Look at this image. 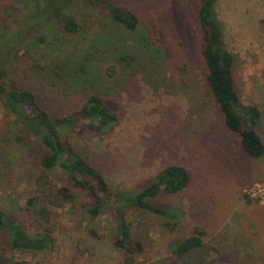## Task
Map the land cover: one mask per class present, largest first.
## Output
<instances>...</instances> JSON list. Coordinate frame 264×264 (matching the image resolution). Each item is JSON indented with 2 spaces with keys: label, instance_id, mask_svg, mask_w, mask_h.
Masks as SVG:
<instances>
[{
  "label": "rangeland",
  "instance_id": "obj_1",
  "mask_svg": "<svg viewBox=\"0 0 264 264\" xmlns=\"http://www.w3.org/2000/svg\"><path fill=\"white\" fill-rule=\"evenodd\" d=\"M108 1L137 16L135 31L90 0L71 4L80 28L74 34L54 16H37L44 7L57 13L63 0H0V60L9 64L13 89L35 93L53 117L100 96L120 119L106 134L77 127L65 136L109 183L110 204L92 217L91 197L73 188L61 168L51 173L50 186L39 185L41 142L0 98V207L30 234L49 227L56 239L51 250L23 252L10 249L0 232V264H125L113 243L114 196L140 192L171 165L189 170V186L152 202L177 213L173 230L151 213L124 211L143 244L134 264H186L175 249L196 229L205 233L203 246L188 254L187 264H264V204L246 195L264 181V155L245 153L209 91L202 0ZM215 6L224 46L235 56L242 103L261 107L256 131L264 143V0H217Z\"/></svg>",
  "mask_w": 264,
  "mask_h": 264
},
{
  "label": "trees",
  "instance_id": "obj_2",
  "mask_svg": "<svg viewBox=\"0 0 264 264\" xmlns=\"http://www.w3.org/2000/svg\"><path fill=\"white\" fill-rule=\"evenodd\" d=\"M76 0H63L55 11L44 7L37 16H54L62 20V28L68 33H77L79 24L71 15V4ZM101 3L114 20L129 31H135L139 19L131 11L112 4L108 0H90ZM217 0H202L199 11V25L203 33L204 48L202 57L208 69L206 83L224 116L225 126L240 138L242 149L251 158L259 159L264 155V143L256 131L262 112L257 105L243 104L235 83V56L224 46V30L216 11ZM47 12H45V11ZM49 16V17H50ZM20 56L16 54L15 57ZM9 63V60H8ZM9 64L0 60V98L4 105L22 122L32 135L36 136L45 151L41 159L39 185L50 186L53 171L61 168L73 188L85 192L91 197L92 204L88 214L99 216L109 205L110 186L100 170L79 155L65 140L66 134L94 131L106 134L113 131L119 123L118 114L100 96H91L73 113L53 117L38 101L30 90H15L9 84ZM191 181L187 168L171 165L160 171L153 182L140 192H123L114 196L116 236L114 246L121 251L125 264H134L137 256L143 252V244L134 238L130 224L125 216V209L138 208L161 218L167 227L174 229L178 221L177 213L153 204L161 193L177 194L186 189ZM59 193L69 197V188H61ZM32 202V201H30ZM32 204V203H31ZM42 216V215H41ZM47 223L49 218L43 214ZM0 232L8 237L10 249L23 252H44L55 247L56 239L52 229L43 227L37 234H30L23 221L4 211L0 207ZM205 233L196 229L194 235L183 240L175 249L179 259L187 264L188 254L203 246Z\"/></svg>",
  "mask_w": 264,
  "mask_h": 264
},
{
  "label": "built area",
  "instance_id": "obj_3",
  "mask_svg": "<svg viewBox=\"0 0 264 264\" xmlns=\"http://www.w3.org/2000/svg\"><path fill=\"white\" fill-rule=\"evenodd\" d=\"M246 195L253 201L264 204V181L256 182L246 190Z\"/></svg>",
  "mask_w": 264,
  "mask_h": 264
},
{
  "label": "crops",
  "instance_id": "obj_4",
  "mask_svg": "<svg viewBox=\"0 0 264 264\" xmlns=\"http://www.w3.org/2000/svg\"><path fill=\"white\" fill-rule=\"evenodd\" d=\"M258 107H259V106H258ZM259 108H260V110H261V107H259ZM259 125H261V120H260V123H259ZM259 125H258V126H259ZM259 136H260V135H259ZM260 138H261V137H260ZM255 183H256V182H255Z\"/></svg>",
  "mask_w": 264,
  "mask_h": 264
}]
</instances>
